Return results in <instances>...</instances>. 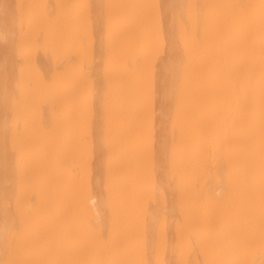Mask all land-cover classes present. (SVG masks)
I'll return each mask as SVG.
<instances>
[{"label":"bare ground","instance_id":"1","mask_svg":"<svg viewBox=\"0 0 264 264\" xmlns=\"http://www.w3.org/2000/svg\"><path fill=\"white\" fill-rule=\"evenodd\" d=\"M0 264H264V0H0Z\"/></svg>","mask_w":264,"mask_h":264}]
</instances>
